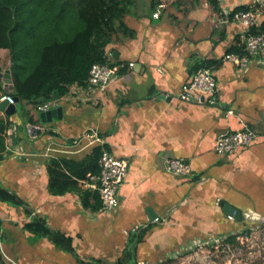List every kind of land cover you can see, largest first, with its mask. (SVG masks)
<instances>
[{
  "label": "crops",
  "instance_id": "1",
  "mask_svg": "<svg viewBox=\"0 0 264 264\" xmlns=\"http://www.w3.org/2000/svg\"><path fill=\"white\" fill-rule=\"evenodd\" d=\"M216 2L218 10L207 0H164L155 18L161 0H135L123 18L135 37L114 34L106 47L112 60L113 51L114 61L125 65L116 81L103 91L71 85L56 100L62 119L31 125L39 134L24 121L25 129H20L19 113L9 117L12 146L7 147L6 139L0 185L52 229L72 237L82 259L114 263L129 233L150 223L156 226L137 247L140 264H221L209 257L219 250L206 244L208 238L236 245L245 230L247 239L264 235V63L254 61L238 72L223 58L231 47L237 50L233 53L244 51L245 28L230 21L231 14L238 7L256 11L260 27L264 0ZM224 19L228 21L221 23ZM0 59L3 70L9 69L8 50H0ZM200 61L215 62L209 67L217 82L213 102L180 101L177 94ZM26 110L34 121L40 120L41 112L28 105ZM245 128L257 134L250 146L227 157L215 153L219 135ZM93 134L99 142L90 138ZM98 145L104 146L102 152L129 161L118 207L91 210L82 206L77 193L50 194L48 160H82ZM167 158L185 160L192 174L168 173ZM82 182L80 188L88 190ZM221 203L240 209L246 216L243 223L225 215ZM152 213L157 221L149 222ZM0 219L4 264H77L71 254L22 229L30 220L22 208L0 202ZM233 236L235 241L229 242ZM253 256L264 264L261 252Z\"/></svg>",
  "mask_w": 264,
  "mask_h": 264
},
{
  "label": "trees",
  "instance_id": "2",
  "mask_svg": "<svg viewBox=\"0 0 264 264\" xmlns=\"http://www.w3.org/2000/svg\"><path fill=\"white\" fill-rule=\"evenodd\" d=\"M134 1L0 0V50L9 51L11 62L8 68L13 80L12 90H6L0 81V96L19 98V103L37 111L39 106L65 96L71 85L85 87L93 64H119L120 61L109 57L106 47L114 34L135 37V33L123 22ZM207 2L218 10L216 0ZM244 9L238 7L234 12ZM250 33H264V23L252 28ZM233 52H237L234 47L227 51ZM214 63L200 61L192 70L196 72L201 68H209ZM19 114L30 125L40 122L39 119L34 121L29 110L24 107ZM11 126L9 117L0 118V154L6 153V132ZM103 148V145L95 146L90 154L78 161L62 157L49 159L46 164L49 193L54 196L77 193L84 208L98 210L101 206L98 194L82 190L79 183L85 181L88 175L99 173V159ZM0 202L22 208L30 219L22 229L71 254L77 264H108L97 258L82 259L75 251L72 237L52 229L16 193L1 185ZM155 226L150 223L130 232L120 257L112 264H138L137 247ZM1 227L0 219V232ZM235 238L229 237L228 240L234 242ZM0 264H4L1 249Z\"/></svg>",
  "mask_w": 264,
  "mask_h": 264
},
{
  "label": "built area",
  "instance_id": "3",
  "mask_svg": "<svg viewBox=\"0 0 264 264\" xmlns=\"http://www.w3.org/2000/svg\"><path fill=\"white\" fill-rule=\"evenodd\" d=\"M164 0L158 4L156 12L153 14L157 18L160 11L164 9ZM258 12L238 11L235 12L230 21L242 25L245 28V43L243 53H227L224 55V60L234 65L236 71H245L254 61L264 63V33L251 34L250 30L258 25ZM228 19H224L221 23H226ZM134 63H129L128 67H133ZM125 67L123 63L111 65L109 63H95L91 66L88 77V89L106 90L118 78L120 71ZM77 89H83L82 86ZM217 92V82L214 73L210 68L198 69L189 79L188 82L182 84L177 98L180 101L188 103H212L213 97ZM8 100L9 104H14V99L8 95H1L0 102ZM56 101L46 103L37 108L39 112H47L53 108H57ZM7 147L12 146L11 136L13 129L10 128L6 132ZM90 138L99 140L96 134L89 135ZM257 138V134L248 129L239 131H227L219 135L216 139L214 151L220 157L233 155L240 149L250 146ZM21 157L26 156L23 153ZM99 173L97 175H88V178L83 181L85 189L96 191L101 202V211H114L118 205V192L125 182L128 170L129 161L127 159H119L114 157L108 151H103L99 160ZM165 170L178 177H188L192 174L190 165L183 159L167 158L164 161ZM233 219L232 217H230ZM157 221V219H155ZM245 229V228H244ZM206 244L211 248H216L221 252H229L232 250L231 244L222 243L216 238H208ZM197 248H203V244H198Z\"/></svg>",
  "mask_w": 264,
  "mask_h": 264
},
{
  "label": "water",
  "instance_id": "4",
  "mask_svg": "<svg viewBox=\"0 0 264 264\" xmlns=\"http://www.w3.org/2000/svg\"><path fill=\"white\" fill-rule=\"evenodd\" d=\"M112 57L114 60H117V54L113 51ZM0 80L4 84V88L6 90H12L13 89V80L11 76V71L9 69L3 70L2 67H0ZM19 103V98H14V104H9L8 100H3L0 102V112H2L7 117H12L16 112V105ZM40 121L42 124L50 123L54 120H61L62 119V108L58 107L55 109H51L47 112H41L39 114ZM28 129L33 132L37 130L38 134L41 132L39 129H36L35 127L28 125ZM5 155L0 154V160L5 158ZM222 211L225 215L232 217L235 221L238 223H243L242 218L246 217L242 211L234 206H231L229 204L221 203ZM157 216L155 214H150L149 216V222H153ZM245 225V223H244Z\"/></svg>",
  "mask_w": 264,
  "mask_h": 264
},
{
  "label": "rangeland",
  "instance_id": "5",
  "mask_svg": "<svg viewBox=\"0 0 264 264\" xmlns=\"http://www.w3.org/2000/svg\"><path fill=\"white\" fill-rule=\"evenodd\" d=\"M0 64L5 66V63L2 61V59H0ZM22 107L26 108V106L23 103L17 104V110H16L17 113H15L16 115H18ZM22 121L23 119L21 118V121H20L21 124H19L21 130L25 129L24 122ZM21 130L16 132V134L18 135V133ZM244 233H246V230L240 234V235H243L242 238H240L238 244L232 246L231 251L223 253L219 250V252H212V254H210L209 257L213 258V260L219 261L221 264H257V263L259 264L258 262L260 261L258 260L259 258L258 259L256 258V260H254L253 254L254 252L256 253L261 252V254L264 255V235L259 236L257 238L252 237L250 239H247ZM103 256L105 257V255ZM253 260L255 262H253ZM140 262H143V261L140 260ZM186 264H189V263H186ZM190 264H196V263L192 262Z\"/></svg>",
  "mask_w": 264,
  "mask_h": 264
},
{
  "label": "clouds",
  "instance_id": "6",
  "mask_svg": "<svg viewBox=\"0 0 264 264\" xmlns=\"http://www.w3.org/2000/svg\"><path fill=\"white\" fill-rule=\"evenodd\" d=\"M1 67V66H0ZM1 81V80H0ZM1 83H2V81H1ZM3 84V83H2ZM3 87H4V84H3ZM14 99V98H13ZM53 109H55V108H53Z\"/></svg>",
  "mask_w": 264,
  "mask_h": 264
}]
</instances>
